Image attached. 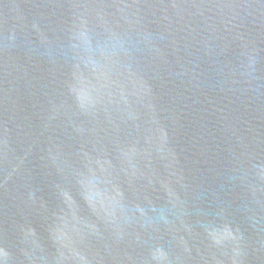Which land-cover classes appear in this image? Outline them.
Returning <instances> with one entry per match:
<instances>
[{"label":"water","instance_id":"95a60500","mask_svg":"<svg viewBox=\"0 0 264 264\" xmlns=\"http://www.w3.org/2000/svg\"><path fill=\"white\" fill-rule=\"evenodd\" d=\"M0 264H264V0H0Z\"/></svg>","mask_w":264,"mask_h":264}]
</instances>
